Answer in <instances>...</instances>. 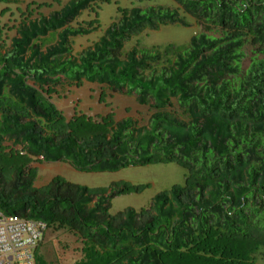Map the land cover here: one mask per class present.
<instances>
[{"label":"trees","instance_id":"obj_1","mask_svg":"<svg viewBox=\"0 0 264 264\" xmlns=\"http://www.w3.org/2000/svg\"><path fill=\"white\" fill-rule=\"evenodd\" d=\"M116 1L66 0L45 14L46 2L0 0V213L74 236V264H264V0L117 7L119 20L74 52V39L99 29L98 5ZM167 25L199 31L187 43L141 45L142 32ZM84 84L98 87L99 104L133 97L146 124L112 110L66 117L53 97ZM53 162L83 173L173 163L186 173L146 208L112 215L114 197L147 185L56 176L34 187L31 164ZM41 242L34 264H51Z\"/></svg>","mask_w":264,"mask_h":264},{"label":"rangeland","instance_id":"obj_2","mask_svg":"<svg viewBox=\"0 0 264 264\" xmlns=\"http://www.w3.org/2000/svg\"><path fill=\"white\" fill-rule=\"evenodd\" d=\"M25 1V0H23ZM29 0H26L28 2ZM54 2L55 0H38ZM66 0H60L62 4ZM171 0H117L115 2L103 3L98 5L97 22L99 29L86 37H78L73 40V51L78 52L93 42H96L103 31L112 23L119 20L117 7H140L143 9L154 6L171 5ZM57 5L54 4L53 7ZM47 12V10H45ZM87 19V16H83ZM199 29L194 25L190 29L181 28L175 25L161 27L158 31H144L138 39L141 40L143 47H149L154 44L165 45L171 43H187L189 38L198 33ZM136 38H132L125 44V49L129 50L133 46ZM245 57L242 60V68L246 69L249 64L250 47L244 48ZM99 89L95 85L84 84L81 88H72L71 95L67 101L64 97H53L54 105L60 109L66 117L73 114V111L84 113L105 114L112 110L115 119L121 120L131 117L141 124H146L148 119L147 109L136 105L134 98H128L119 95H110L102 103H98L97 98ZM31 167L37 169V177L34 181V187H42L48 184L53 177H61L67 182L86 186L88 188H105L112 183L126 182L131 185H147L141 193L121 194L114 197L110 202L109 212L113 215L127 208L136 211L146 208L151 199L158 193L167 191L174 185H182L185 176V170L176 164H155L135 168H125L115 173H83L75 171L67 163L53 162L48 164L32 163ZM80 244L71 234L60 231L52 232L46 230L38 252L51 264H74L81 258L79 253Z\"/></svg>","mask_w":264,"mask_h":264},{"label":"built area","instance_id":"obj_3","mask_svg":"<svg viewBox=\"0 0 264 264\" xmlns=\"http://www.w3.org/2000/svg\"><path fill=\"white\" fill-rule=\"evenodd\" d=\"M45 229L43 223L0 213V264H34Z\"/></svg>","mask_w":264,"mask_h":264},{"label":"crops","instance_id":"obj_4","mask_svg":"<svg viewBox=\"0 0 264 264\" xmlns=\"http://www.w3.org/2000/svg\"><path fill=\"white\" fill-rule=\"evenodd\" d=\"M11 1H12V0H11ZM30 1H38V0H29L28 2H30ZM50 1H51V0H50ZM24 2H26V0H25ZM38 2H46V3H48L47 1H38ZM58 3L60 4V0H59V2H58V0H55L54 2H49V3H48V4H49L48 8L44 9L43 12H44L45 14H49L50 12H52V11H54V10H57V9L59 8V4H58ZM54 4L57 5V6H56L57 8H54V7H53ZM2 7H3V6L1 5L0 8H2ZM10 8H11L12 10H14V7H13V6H10ZM45 10H47V12H46ZM8 17H9V14H6V15L3 17L2 20L5 21ZM90 18H92V17H88V16H87V19H84V18H83V20H89ZM91 44H92V43H91ZM91 44H90V45H91ZM90 45H88L87 47H89ZM85 48H86V47H85ZM87 85H88V84H87ZM71 93H72V89L69 91L68 94L71 95ZM68 94L66 93V94L64 95V96H65V98H64L65 101H67L68 98H69V97H68V96H69ZM64 96H63V97H64ZM52 101H53V103H54V100H52ZM59 110H60V109H59ZM99 114H100V113H99Z\"/></svg>","mask_w":264,"mask_h":264}]
</instances>
